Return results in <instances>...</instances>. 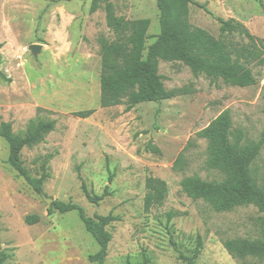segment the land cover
<instances>
[{
	"label": "rangeland",
	"instance_id": "1",
	"mask_svg": "<svg viewBox=\"0 0 264 264\" xmlns=\"http://www.w3.org/2000/svg\"><path fill=\"white\" fill-rule=\"evenodd\" d=\"M127 20L149 18L146 47L160 33L157 0H110ZM189 22L215 36L218 17L234 18L264 38V0H194ZM93 0H0V125L11 123L24 136L41 121H55L45 139L25 146L24 166L44 177L38 193L10 165L8 142L0 136V236L6 264H97L89 257L100 249L78 211L49 213L56 200L79 203L88 216L113 215L112 234L104 264H240L224 246L229 238H264V212L242 205L218 212L203 199H193L181 181L199 176L222 181L208 165L209 147L197 134L225 110L244 142H262L252 167L264 184V71L259 83L238 87L205 75L195 77L180 61H160L166 87L179 95L161 102L100 104V40H114L106 22L104 2L92 12ZM235 39L240 40V37ZM42 44L34 55L30 45ZM260 72V73H259ZM5 76H3L2 75ZM41 108V109H40ZM95 109L87 117L75 112ZM182 155L183 168H176ZM167 181L165 201L145 209L146 179ZM90 193L109 194L98 204ZM47 198H53L49 203ZM38 215L29 224L27 217ZM245 264H256L249 258Z\"/></svg>",
	"mask_w": 264,
	"mask_h": 264
},
{
	"label": "trees",
	"instance_id": "2",
	"mask_svg": "<svg viewBox=\"0 0 264 264\" xmlns=\"http://www.w3.org/2000/svg\"><path fill=\"white\" fill-rule=\"evenodd\" d=\"M101 2H104L107 25L115 35L114 40H100V104L103 108L125 104V110L129 111L139 103L161 102L179 95L180 90L166 87L160 74V61H180L191 69L195 77L205 75L212 81L221 79L232 86L248 87L259 83L255 69L264 71V38L253 34L243 22L218 17L220 35L215 36L189 22L190 4H197L209 12L205 5L194 0H157L160 33L147 48L151 20H127L117 15L110 0H93L91 11H97ZM94 111L80 110L75 114L87 118ZM54 129L55 121H41L21 136L13 132L11 123L0 125V136L9 145L10 165L40 194L43 193L44 177L31 175L24 166L21 153L25 146L44 140L45 134ZM197 135L208 141V165L222 172L225 178L222 181H206L196 175L188 176L181 181L183 190L193 199L205 200L218 212L232 211L242 205H256L264 212V184L258 183L252 174L262 142L245 143L244 132L233 129L230 110L221 113ZM183 165V156L180 155L175 167L183 168ZM82 188L87 199L96 204L109 194L108 188L101 195L92 194L84 182ZM146 189V210L162 204L169 191L166 180L153 176L146 179ZM56 210L60 213L79 212L87 231L100 245L98 252L90 255L89 259L104 264L112 240L107 227L118 217L111 214L88 216L79 203L58 200L52 203L49 213ZM39 219L38 215H30L27 222L35 224ZM224 246L240 264H245L249 258L254 259L256 264H264V238H229L224 241ZM197 255L196 251L193 256L180 254V258L188 264H196ZM9 258L10 255L2 249L0 236V264H6Z\"/></svg>",
	"mask_w": 264,
	"mask_h": 264
},
{
	"label": "water",
	"instance_id": "3",
	"mask_svg": "<svg viewBox=\"0 0 264 264\" xmlns=\"http://www.w3.org/2000/svg\"><path fill=\"white\" fill-rule=\"evenodd\" d=\"M42 47V44H32L29 48L34 55H37L41 51ZM47 200L49 203L53 202V198H47Z\"/></svg>",
	"mask_w": 264,
	"mask_h": 264
}]
</instances>
